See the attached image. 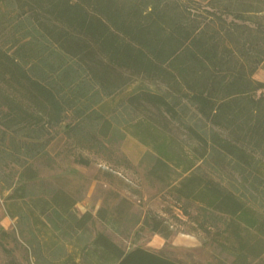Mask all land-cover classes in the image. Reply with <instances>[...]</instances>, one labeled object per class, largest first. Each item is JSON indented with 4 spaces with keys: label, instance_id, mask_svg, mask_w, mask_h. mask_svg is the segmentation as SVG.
<instances>
[{
    "label": "trees",
    "instance_id": "16d2710c",
    "mask_svg": "<svg viewBox=\"0 0 264 264\" xmlns=\"http://www.w3.org/2000/svg\"><path fill=\"white\" fill-rule=\"evenodd\" d=\"M263 62L264 0H0V161L19 168L7 181L0 174L5 212L19 227L0 236L26 234L43 264H182L90 232L95 218L115 226L124 207L108 220L105 208L77 213L60 187L34 191L33 160L69 112L68 131L80 141L108 137L111 121L98 106L125 76L164 86L139 88L123 105L146 117L130 133L156 157L150 174H179L171 190L195 208H180L191 232L214 236L230 264H264V81L254 78ZM171 123L185 129L189 150ZM142 227L166 239L174 233L152 212Z\"/></svg>",
    "mask_w": 264,
    "mask_h": 264
},
{
    "label": "rangeland",
    "instance_id": "374dc122",
    "mask_svg": "<svg viewBox=\"0 0 264 264\" xmlns=\"http://www.w3.org/2000/svg\"><path fill=\"white\" fill-rule=\"evenodd\" d=\"M257 74L264 78V63L258 68ZM126 78H122L124 82L120 83L118 91L111 97H104L98 106L101 114L111 121L107 138L97 137L93 142L80 141L68 131V124L75 119L72 112L67 114L63 124L52 130L53 139L33 160L39 173L34 191L38 193L47 187H60L76 199L77 213L89 211L95 216L99 208H105L108 220L116 218V208H126L122 219L115 226L96 218L90 226L92 234L103 232L125 250L138 246L182 264H230L232 256L213 242L214 236L191 232L190 223L186 222L187 217L180 208L187 207L191 214H195V208L186 202L176 201L171 190L177 184L179 174L170 172L163 181L153 177L150 170L156 158L154 153L130 133L133 124L138 120L146 121V117L124 108L126 97L142 87L163 91L164 86L139 78ZM192 114L193 109H190L185 116L186 122L191 121ZM199 125L203 130L210 127L206 121H199ZM169 132L189 150L192 141L182 126L171 123ZM81 158L88 159L89 165L79 163ZM203 169L211 173L210 168ZM18 171L19 168L9 158L1 157L2 179L7 181L15 177ZM223 174V182L230 187V173L227 170ZM210 175L218 178L216 173ZM7 194L4 191L0 195V206L4 209L9 203L5 199ZM122 198L130 206L122 203ZM15 209L22 213L25 205L18 201ZM147 212L168 219L173 224V235L166 239L142 227V219ZM16 227L18 230L17 220L14 219L13 228ZM28 227L33 228L29 224ZM17 230L14 235L0 236V264L42 263L27 243L29 236H19ZM261 259L264 262V254Z\"/></svg>",
    "mask_w": 264,
    "mask_h": 264
},
{
    "label": "crops",
    "instance_id": "0c3cea01",
    "mask_svg": "<svg viewBox=\"0 0 264 264\" xmlns=\"http://www.w3.org/2000/svg\"><path fill=\"white\" fill-rule=\"evenodd\" d=\"M254 78H256L257 80H260V81H264V78L258 76L257 71L254 74ZM13 226H14V219L10 218L6 214L3 206H0V229H3L5 231H9L13 228Z\"/></svg>",
    "mask_w": 264,
    "mask_h": 264
}]
</instances>
